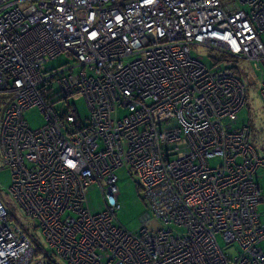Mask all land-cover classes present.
<instances>
[{
	"label": "built area",
	"instance_id": "2783aa9c",
	"mask_svg": "<svg viewBox=\"0 0 264 264\" xmlns=\"http://www.w3.org/2000/svg\"><path fill=\"white\" fill-rule=\"evenodd\" d=\"M262 37L264 0H0L7 194L52 255L64 264H264V155L249 127H237L246 88L232 65L264 61ZM192 46L213 51V65ZM63 52L71 65L45 66ZM76 94L85 119L67 103ZM34 106L45 118L37 129L24 119ZM124 165L149 210L136 231L116 222ZM92 182L105 204L96 214ZM218 236L237 253L225 254ZM33 253L0 191V264H44Z\"/></svg>",
	"mask_w": 264,
	"mask_h": 264
},
{
	"label": "rangeland",
	"instance_id": "374dc122",
	"mask_svg": "<svg viewBox=\"0 0 264 264\" xmlns=\"http://www.w3.org/2000/svg\"><path fill=\"white\" fill-rule=\"evenodd\" d=\"M235 0H223V2L230 4ZM240 8L245 6L238 5ZM264 40V37H262ZM213 51L207 50L203 47L192 46L191 53L193 56H202L203 61L208 67L213 65L211 54ZM217 54L214 53V56ZM217 57V56H216ZM74 59L67 52H63L56 57L49 59L45 66H64L71 65ZM232 65L235 66V70L239 78L242 80L246 88V102L245 105L238 112L237 127L243 125L248 126L251 130L250 141L258 150L261 155H264V99L260 95V78L261 69L264 71V61L259 62L258 66L252 61L246 59H235L232 61ZM264 76V75H262ZM10 100V96H9ZM4 96H0V120L2 119L5 109L9 103ZM68 104H73L77 109L82 119L88 116V107L85 99L80 95H72L67 98ZM65 101L60 100L56 103V106H65ZM126 113V109L122 106H118L116 109V116L122 117ZM24 119L27 121L31 129H37L42 126L45 122V118L40 109L36 106L31 107L24 112ZM220 160L213 158L210 160V165H218ZM257 182L261 188L262 196H264V167H259L256 171ZM117 177L116 186L118 190V204L119 208L116 211V222L120 223L129 231H136L141 225V216L148 213V207L142 200L141 191L136 184V180L129 167L124 165L115 171ZM10 185V172L7 166L3 164L0 156V191L2 197L7 202L12 219L20 222L27 230V234L31 238L34 246V253L32 256V262L41 260L44 264H47L49 254L51 258L57 264H64V262L52 255L50 248L46 245L40 228L36 220L27 217L23 212L16 206L12 198L7 194L8 186ZM86 201L87 206L92 214L101 212L105 208L103 197L97 182H92L87 186ZM257 211L261 212L262 219H264V201L260 202L256 206ZM153 226H157V223H152ZM176 231H179L175 228ZM218 242L223 252L229 257H232L237 253L236 244L225 245L224 241L218 236ZM264 247V243H262Z\"/></svg>",
	"mask_w": 264,
	"mask_h": 264
},
{
	"label": "trees",
	"instance_id": "16d2710c",
	"mask_svg": "<svg viewBox=\"0 0 264 264\" xmlns=\"http://www.w3.org/2000/svg\"><path fill=\"white\" fill-rule=\"evenodd\" d=\"M249 129H250V128H249ZM250 132H251V130H250ZM259 154H260V153H259ZM47 264H57V263L49 258Z\"/></svg>",
	"mask_w": 264,
	"mask_h": 264
},
{
	"label": "crops",
	"instance_id": "0c3cea01",
	"mask_svg": "<svg viewBox=\"0 0 264 264\" xmlns=\"http://www.w3.org/2000/svg\"><path fill=\"white\" fill-rule=\"evenodd\" d=\"M144 217H147V213H145V214H143V215L141 216V221H142V218H144Z\"/></svg>",
	"mask_w": 264,
	"mask_h": 264
}]
</instances>
